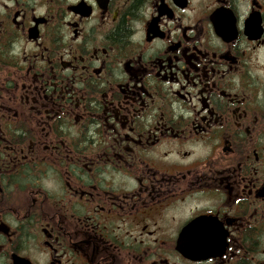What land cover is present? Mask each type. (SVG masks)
Returning a JSON list of instances; mask_svg holds the SVG:
<instances>
[{
	"label": "flooded vegetation",
	"instance_id": "af4514ba",
	"mask_svg": "<svg viewBox=\"0 0 264 264\" xmlns=\"http://www.w3.org/2000/svg\"><path fill=\"white\" fill-rule=\"evenodd\" d=\"M0 264H264V0H0Z\"/></svg>",
	"mask_w": 264,
	"mask_h": 264
}]
</instances>
